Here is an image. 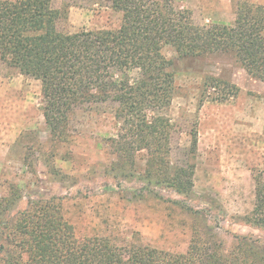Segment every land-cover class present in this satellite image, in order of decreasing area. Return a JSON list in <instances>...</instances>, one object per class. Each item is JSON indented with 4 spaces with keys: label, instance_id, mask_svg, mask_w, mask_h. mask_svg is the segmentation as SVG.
<instances>
[{
    "label": "trees",
    "instance_id": "1",
    "mask_svg": "<svg viewBox=\"0 0 264 264\" xmlns=\"http://www.w3.org/2000/svg\"><path fill=\"white\" fill-rule=\"evenodd\" d=\"M56 1L0 0V59L41 81L51 140L71 138L77 110L114 103L120 127L110 138L117 157L112 170L140 181L148 193L166 188L192 196L195 164L171 160L175 124L166 110L176 84L163 50L170 45L180 58L226 56L264 81V4L243 0L232 24L208 25L172 0H93L121 12L120 26L68 32L61 27L67 11ZM203 84L205 92L220 90L216 101L239 91L217 76L207 75ZM191 136L189 154L198 141L196 131ZM142 150L139 171L135 156ZM253 178L254 206L243 219L264 228V159ZM22 197L15 186L0 197V264H264V241L236 235L227 245L218 224L202 221V211L188 204H173L197 217L187 249L175 252L145 244L136 234L121 244L108 235L79 237L59 198L29 200L15 210Z\"/></svg>",
    "mask_w": 264,
    "mask_h": 264
},
{
    "label": "rangeland",
    "instance_id": "2",
    "mask_svg": "<svg viewBox=\"0 0 264 264\" xmlns=\"http://www.w3.org/2000/svg\"><path fill=\"white\" fill-rule=\"evenodd\" d=\"M241 1L172 0L176 8L190 9L197 23L208 25L232 24ZM55 6L67 11L61 27L68 32L116 29L122 21L121 12L93 0H58ZM163 52L176 84L166 110L175 124L171 160L195 164L192 196L166 188L148 193L140 181L112 170L117 157L110 138L117 137L120 127L114 103L77 110L69 126L71 138L52 141L41 81L0 59V197L17 187L23 197L15 210L29 200L57 197L79 237L108 235L120 244L136 234L145 244L185 251L197 217L173 204L201 210V220L218 224L227 245L236 235L264 241V228L243 219L253 209V175L264 159V81L226 56L180 58L170 45ZM207 75L236 84L238 93L213 100L221 92L204 91ZM192 130L198 141L189 154ZM135 160V168L142 170L145 150ZM141 191L143 195L135 194Z\"/></svg>",
    "mask_w": 264,
    "mask_h": 264
}]
</instances>
